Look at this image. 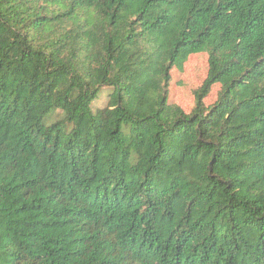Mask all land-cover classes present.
I'll return each instance as SVG.
<instances>
[{"label": "trees", "instance_id": "16d2710c", "mask_svg": "<svg viewBox=\"0 0 264 264\" xmlns=\"http://www.w3.org/2000/svg\"><path fill=\"white\" fill-rule=\"evenodd\" d=\"M0 264H264V0H0Z\"/></svg>", "mask_w": 264, "mask_h": 264}, {"label": "rangeland", "instance_id": "374dc122", "mask_svg": "<svg viewBox=\"0 0 264 264\" xmlns=\"http://www.w3.org/2000/svg\"><path fill=\"white\" fill-rule=\"evenodd\" d=\"M207 68V53L198 52L188 56L182 69L173 68L172 78L169 83V95L171 101L190 111L193 98L192 92L205 78ZM218 86L215 84L212 92L207 97V103H213L216 99Z\"/></svg>", "mask_w": 264, "mask_h": 264}]
</instances>
